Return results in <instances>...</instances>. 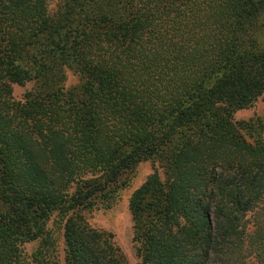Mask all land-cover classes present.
Instances as JSON below:
<instances>
[{
    "label": "trees",
    "instance_id": "1",
    "mask_svg": "<svg viewBox=\"0 0 264 264\" xmlns=\"http://www.w3.org/2000/svg\"><path fill=\"white\" fill-rule=\"evenodd\" d=\"M263 17L264 0H0V264L32 242L28 264H127L84 211L148 160L143 264H264V121L235 119L264 94Z\"/></svg>",
    "mask_w": 264,
    "mask_h": 264
},
{
    "label": "rangeland",
    "instance_id": "2",
    "mask_svg": "<svg viewBox=\"0 0 264 264\" xmlns=\"http://www.w3.org/2000/svg\"><path fill=\"white\" fill-rule=\"evenodd\" d=\"M51 13H56L64 5L65 0H47ZM261 35L264 40V17L261 21ZM78 83L76 75L69 73L67 86ZM28 86H15L14 95L20 99L25 94ZM261 118L264 121V94H262L253 106L241 110L235 114L236 120H250ZM155 172L162 174V169L157 161L148 160L141 162L130 176L129 186L121 192L118 200L110 207H95L94 209L84 211L89 224L101 231L111 233L115 244L121 250V254L127 264H143L137 253V245L134 241V220L130 210V200L133 194L142 184ZM63 239L60 240V254L63 260ZM38 248V242H32L25 245L26 263H32L33 254Z\"/></svg>",
    "mask_w": 264,
    "mask_h": 264
}]
</instances>
